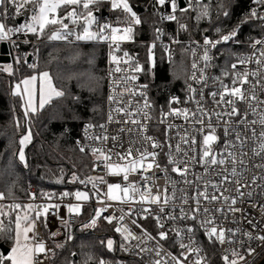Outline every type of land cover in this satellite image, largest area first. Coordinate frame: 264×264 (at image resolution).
Listing matches in <instances>:
<instances>
[{"label": "built area", "instance_id": "2783aa9c", "mask_svg": "<svg viewBox=\"0 0 264 264\" xmlns=\"http://www.w3.org/2000/svg\"><path fill=\"white\" fill-rule=\"evenodd\" d=\"M123 1L93 0L104 4L91 12L93 40L71 30L54 38L107 47L104 120L85 123L76 139L94 157L89 173L64 188L31 185L26 200L0 196V211L28 215L33 264H54L81 221L118 235L125 256L141 264H257L264 258V35L243 42L233 31L199 30L211 0H183L184 7L153 0L162 25L153 39L137 40L134 25L114 17L132 11ZM251 14L264 31V0H253ZM0 42L10 48L17 40L2 29ZM178 49L189 61L183 97L157 114L146 68L154 70L160 54L174 62ZM112 186L121 190L117 199Z\"/></svg>", "mask_w": 264, "mask_h": 264}, {"label": "trees", "instance_id": "16d2710c", "mask_svg": "<svg viewBox=\"0 0 264 264\" xmlns=\"http://www.w3.org/2000/svg\"><path fill=\"white\" fill-rule=\"evenodd\" d=\"M127 1L136 15L120 9L114 12V17L124 24L134 25L137 40L153 39L156 29L162 25L160 15L153 8V0ZM252 2L211 0L199 30L212 33L220 28L219 35L233 31L236 39L243 42L262 37L264 31L258 28L251 14ZM102 7L103 3L90 5L88 9L82 4L67 3L60 7L57 16L69 23L70 14H75L77 21L72 23L75 28L69 30L81 34L85 26L81 18L88 19L92 10ZM36 11L35 5L21 7L15 0H1L0 25L17 40L10 45L12 73L7 74L4 64H0V196L8 201L26 200L31 185L38 190L64 188L73 177L88 174L94 157L79 151L76 139L85 123L99 124L104 120L107 47L90 42H56L54 24L40 33L26 30V36H21L23 22ZM157 59L154 70L147 66L145 76L158 114L176 105L171 102L173 96L183 97L189 61L183 49H178L176 59L170 64L161 54ZM42 72L50 74L60 95L37 113L26 114L22 99L13 94L14 84ZM28 131L31 141L23 163L19 159L20 140ZM14 214L10 215L9 223L5 222L7 228L0 230V243L8 247L14 242V231H10L15 222ZM105 237L116 238L113 251H108L101 243ZM121 244L119 236L104 226L85 232L77 228L75 239L59 253L54 264H97L101 260L118 263L119 259L124 264H141L125 256Z\"/></svg>", "mask_w": 264, "mask_h": 264}, {"label": "rangeland", "instance_id": "374dc122", "mask_svg": "<svg viewBox=\"0 0 264 264\" xmlns=\"http://www.w3.org/2000/svg\"><path fill=\"white\" fill-rule=\"evenodd\" d=\"M20 3L22 6H27L28 4L37 6V11L27 20H25L21 27L27 28L31 32L40 33L43 29H45L48 25L54 24L55 33L54 37L61 34L63 31L75 28V25L72 26V23L77 21V17L75 14H70V22L64 23L63 20L58 18V12L60 7L64 4L70 5H79L82 4L84 9H88L92 4L93 0H15ZM123 6L130 10V5L128 1H123ZM131 15L135 16V12L132 10L129 12ZM79 20V19H78ZM82 22L85 23V35H82V39L84 40H93L94 35L90 32L91 24L93 21V17L90 16L87 18H81ZM4 70L7 74L12 73V65L4 64ZM31 140V134L28 131L20 140V150H19V159L25 163L26 161V147L29 145ZM138 165H134L130 168L128 173L135 172L137 170ZM127 175V174H126ZM120 188L118 186H112L110 188V197L113 199H117L120 197ZM7 211H0V230H5L7 226L5 222L9 223L10 215ZM90 214V210H89ZM15 225L12 224V228L10 231H14V242L10 246L11 252L3 257L2 253H0V264H33L32 257V246L29 243L30 230L32 228V224L29 222L28 215L20 211L17 214H14ZM88 217L86 218V221ZM11 224V223H10ZM79 229L83 232L86 229L93 230L90 224H86L83 221L80 222ZM101 243L104 244L108 251H113L116 247V241L112 237H105L101 240ZM121 251H124V245L121 244Z\"/></svg>", "mask_w": 264, "mask_h": 264}, {"label": "crops", "instance_id": "0c3cea01", "mask_svg": "<svg viewBox=\"0 0 264 264\" xmlns=\"http://www.w3.org/2000/svg\"><path fill=\"white\" fill-rule=\"evenodd\" d=\"M0 4H1V0H0ZM2 29L3 27L0 25V30ZM23 30L26 31L28 29L23 27ZM85 32L86 31L84 26L82 35H85ZM13 94L19 96L22 99L23 110L26 114L37 113L47 104H49L52 100L56 99L60 95L48 72H42L25 77L21 82L14 84ZM29 243H30V236H29ZM10 252H11V248H10ZM32 257H33V251H32Z\"/></svg>", "mask_w": 264, "mask_h": 264}, {"label": "water", "instance_id": "95a60500", "mask_svg": "<svg viewBox=\"0 0 264 264\" xmlns=\"http://www.w3.org/2000/svg\"><path fill=\"white\" fill-rule=\"evenodd\" d=\"M180 7H184L183 0H179ZM98 15V14H97ZM101 15H105V11L103 10ZM22 23V20H19V24ZM31 60V56H29L28 61ZM12 58L10 55L9 45L5 42H0V64H11ZM0 251L4 257H6L10 252V247L6 246L4 243H0ZM257 264H264V258H262Z\"/></svg>", "mask_w": 264, "mask_h": 264}]
</instances>
